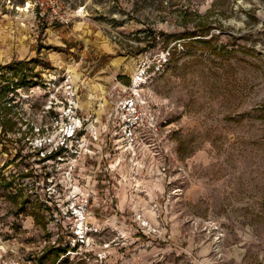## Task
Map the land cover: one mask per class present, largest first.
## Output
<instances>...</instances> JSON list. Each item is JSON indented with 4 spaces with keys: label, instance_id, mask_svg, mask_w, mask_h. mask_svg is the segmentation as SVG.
<instances>
[{
    "label": "rangeland",
    "instance_id": "obj_1",
    "mask_svg": "<svg viewBox=\"0 0 264 264\" xmlns=\"http://www.w3.org/2000/svg\"><path fill=\"white\" fill-rule=\"evenodd\" d=\"M61 4L0 0V264H264V0Z\"/></svg>",
    "mask_w": 264,
    "mask_h": 264
},
{
    "label": "built area",
    "instance_id": "obj_2",
    "mask_svg": "<svg viewBox=\"0 0 264 264\" xmlns=\"http://www.w3.org/2000/svg\"><path fill=\"white\" fill-rule=\"evenodd\" d=\"M34 7L36 8L37 14L41 17H48L52 20H58L60 22H67L69 21L70 17L68 16L67 11H62V4L61 0H31ZM131 101L127 102L125 104V108L127 110L136 109L135 102L132 101L133 99H130ZM129 108V109H128ZM138 116V115H137ZM138 118V117H136ZM139 121H122L123 125L129 126L132 125L136 128H138L140 125H137ZM137 125V126H135ZM63 135H62V142L63 144L69 140L71 137L74 136L75 129L71 131V133L68 132V127H65L62 129Z\"/></svg>",
    "mask_w": 264,
    "mask_h": 264
},
{
    "label": "bare ground",
    "instance_id": "obj_3",
    "mask_svg": "<svg viewBox=\"0 0 264 264\" xmlns=\"http://www.w3.org/2000/svg\"><path fill=\"white\" fill-rule=\"evenodd\" d=\"M29 8H30V4L28 3V5H26V8H24L23 10L25 11H29ZM139 82V81H138Z\"/></svg>",
    "mask_w": 264,
    "mask_h": 264
},
{
    "label": "trees",
    "instance_id": "obj_4",
    "mask_svg": "<svg viewBox=\"0 0 264 264\" xmlns=\"http://www.w3.org/2000/svg\"><path fill=\"white\" fill-rule=\"evenodd\" d=\"M32 83V82H31Z\"/></svg>",
    "mask_w": 264,
    "mask_h": 264
}]
</instances>
